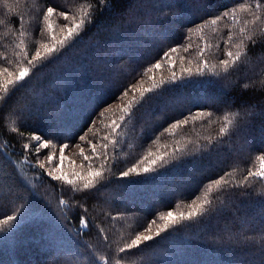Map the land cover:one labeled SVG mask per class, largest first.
<instances>
[{"label": "trees", "instance_id": "trees-1", "mask_svg": "<svg viewBox=\"0 0 264 264\" xmlns=\"http://www.w3.org/2000/svg\"><path fill=\"white\" fill-rule=\"evenodd\" d=\"M47 6L69 14L68 21L50 18L57 38L64 35L62 25L81 19L85 24L59 53L33 67L26 54L30 58L41 43H52L43 21ZM262 30V0H0V85L8 76L4 67L13 79L29 69L23 86H9V94L0 87V218L16 209L24 212L14 230L0 236V264H105V257L110 264H264V240L246 239L264 235V179L248 177L249 170L261 168L258 157L264 153ZM177 45L190 51L179 47L170 53L174 66L153 69L143 86L170 80L172 71L179 76L182 68L195 72L201 61L205 78L216 79L215 86L157 89L121 122L120 109L133 96L116 100L118 86L135 83L137 71ZM240 50L246 55L239 70L220 72L226 52ZM236 111L247 114L239 123L229 115ZM189 112L195 120L172 127ZM226 115L231 142L221 145ZM113 121L121 124L115 133ZM33 135L57 137L41 150L39 161ZM69 139L90 156L89 142L96 147L89 161L79 147L65 149L62 171L71 185L47 174L52 166L46 158L54 154L58 163L59 147ZM157 157L164 162L151 165ZM133 166L139 174L121 176ZM145 167L152 171L143 173ZM89 171L102 175L86 190ZM221 177L216 186L213 181ZM205 196L222 212L198 218L200 223L177 224L162 234L167 239L119 252L151 219L169 210L187 213L193 200L201 203ZM156 229L153 224L152 232Z\"/></svg>", "mask_w": 264, "mask_h": 264}, {"label": "snow or ice", "instance_id": "snow-or-ice-1", "mask_svg": "<svg viewBox=\"0 0 264 264\" xmlns=\"http://www.w3.org/2000/svg\"><path fill=\"white\" fill-rule=\"evenodd\" d=\"M264 2V0H262ZM53 15H58L60 17H63L65 21L69 20V14L65 11H62L56 7L53 6H47L46 11L43 14V21L48 22L47 23V29L49 32V36L51 37L52 43H41L40 47L35 50V54L32 55L30 58L25 56V59L27 61L28 65H32L33 67L36 66V62L44 61L50 57L53 56V54L59 53L61 49H63L66 45H68L73 39L79 35V30L84 26L85 20L81 19L79 23H76L75 20L72 21L70 25L65 24L61 26V32L64 33V35L61 38H57L55 35L52 34V23L50 22V18ZM87 15V14H86ZM21 23H23V18L21 17ZM212 23L215 24L216 20L213 19ZM243 31V29H241ZM264 31V30H262ZM23 35V33H21ZM231 39V37H229ZM253 44L255 43L254 40L251 41ZM179 47L184 48V52L188 53L190 51V47L188 45H177L171 47L168 51H165L163 55L161 56L160 60L157 62L149 65L146 67L143 71H137L135 75L133 76V79L136 81L135 83L129 82L127 84L119 85L118 87L122 88V91H119L118 95H116V100H121L123 97L129 96L130 94L133 96V99L128 101L126 104L123 105V107L120 109L121 116L120 121L123 122L127 117L131 115L132 109L135 105H138L145 101V97L148 93H152L156 91L157 89L161 90H175V89H182L187 88L189 86H197V87H213L216 84V79L213 78H205L206 77V65L203 61H201L200 65H198L197 70L195 72L192 71L191 68H182L181 69V75L177 76L175 71H172L171 73V79L170 80H160L158 82L153 83L150 87H145L141 83L145 76H148L149 73L153 72V69H160L164 63H168L169 67L172 68L175 64V59L173 56L170 55V53H176L178 51ZM236 47L239 49L241 48V45H236ZM204 49L201 48L198 55H203ZM243 50L237 51L233 53L232 51L226 52V56L228 59H222L219 61V65L221 66L219 71L223 73H228L229 70H239V65L243 63L242 57L245 56ZM181 63L184 61V57H180ZM191 64V61L188 62ZM217 66L213 65V68L215 69ZM3 72L7 73V79L3 85H0V87L3 88L4 93L9 94L11 90H14V86L20 84V82L24 81L25 78L29 75V69L27 67L22 68L20 72L15 76V79L12 78V73L9 71V68L4 67ZM213 77H219V73L213 72ZM193 77H199V79H193ZM149 79H152L151 76H148ZM264 83V82H262ZM9 86H13V88L10 90ZM20 86H23L20 84ZM245 88L249 87L248 84L244 85ZM139 93V97L136 98L135 93ZM149 100L153 99V97L148 96ZM227 108L231 109L233 106L231 104L226 105ZM107 110V109H105ZM211 116L212 112L205 113L204 111H200L199 115ZM229 115H233L234 119L237 120V123L243 121L245 119V116L247 115L244 112L236 111L234 114L229 113ZM100 116H103V113H100ZM189 119L195 120L196 116L189 112L188 116H186L183 120L176 121L175 124L172 125V127H175L177 124H183L187 123ZM225 124L222 126L219 130V138L218 143L219 144H225L231 142V134L229 133V125L231 124V120H229V116L224 117ZM113 127L112 132L115 133L117 129L121 127L120 123H116L113 121ZM14 132L20 131L18 128L12 129ZM89 131H91V128H89ZM21 135H23V132H20ZM229 136L228 140H224L223 137L225 135ZM57 139L56 136L50 137V138H43L41 135H33L32 140L36 141L35 146V155L37 157V161L40 159L41 150L47 149L49 147V143L52 140ZM80 140H84L85 136L80 135ZM104 140H109L107 136L104 137ZM111 142V141H109ZM91 147L92 155L85 154V149L81 147V145L76 144L74 141L69 139V141L62 144V146L59 147V162L55 163L56 156L54 154H47V161L49 162V165H51V171H49L47 174L51 176L53 180H59V181H65L67 184L71 185L74 183L72 179H70L67 175L63 174V166L65 163L66 155H65V149L70 147H79L80 148V155L83 157L84 161H89L90 159L95 157L96 154V147L93 142H89ZM105 149L108 147V144H104ZM25 149H29L28 144H24ZM214 149L210 148L209 151H212ZM152 153H149V156H151ZM258 159L261 160V168L258 171H252L249 170L248 177H259L261 179H264V153H261V155L258 157ZM157 161L164 162L163 157H157L156 159L151 161V165L155 166L157 164ZM46 165L44 163H39V168L44 169ZM152 171V168L145 167L143 168V173H149ZM129 173H137V167L133 166L129 168L127 171H124L121 173L122 177H128ZM74 176L78 175L77 173H73ZM102 173L100 171L92 172L89 171L88 178L86 179L83 188L84 189H90L94 186V180L98 177H101ZM248 177H245L244 180L247 181ZM154 177L148 176L146 179H153ZM223 180V177L216 179L213 181V183L216 186L221 185V181ZM129 183H135V181H129ZM225 185H229L228 181H224ZM241 187L244 185L241 184ZM230 187V185H229ZM212 189L209 188L208 192L211 193ZM225 192H227V188H225ZM247 195V193H245ZM64 201H61V204H63ZM223 203V201L221 202ZM189 208L191 209L189 212L184 213H175L172 210H169L165 213H162L159 215V220L153 218L151 219L147 227L144 228L142 231H139L138 234L134 236L130 240V242L126 243L124 247H121L119 249L120 253H125L131 249H139L142 245H147L149 241L156 240L157 238L161 239H167V236H163L162 234L167 233L170 228L175 227L177 224L183 223L185 221L187 222H194V223H200L201 219L198 218H211L214 214H219L222 212L221 208H218L213 205V201L209 199L207 196H205L204 200L201 203H196L195 200L192 201L191 204H189ZM24 212L21 209H16L14 214L7 215L6 218H0V236L7 235L10 231L14 230V228L17 226L18 223L23 219ZM66 219V217H64ZM162 222V223H160ZM157 224V229L153 233L152 232V225ZM82 228H87L88 223L87 221L82 220L81 222ZM147 233V234H145ZM76 235H80L79 232L76 233ZM231 239V237H230ZM246 239H260L264 240V235L254 237L249 236L246 237ZM94 264V262H92ZM105 264H110L107 257H105Z\"/></svg>", "mask_w": 264, "mask_h": 264}]
</instances>
